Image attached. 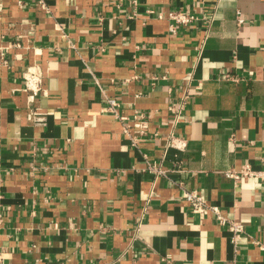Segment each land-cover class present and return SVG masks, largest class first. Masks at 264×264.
<instances>
[{"label": "crops", "instance_id": "0c3cea01", "mask_svg": "<svg viewBox=\"0 0 264 264\" xmlns=\"http://www.w3.org/2000/svg\"><path fill=\"white\" fill-rule=\"evenodd\" d=\"M0 46V264H264V178L225 173L263 168L264 0H0Z\"/></svg>", "mask_w": 264, "mask_h": 264}, {"label": "built area", "instance_id": "2783aa9c", "mask_svg": "<svg viewBox=\"0 0 264 264\" xmlns=\"http://www.w3.org/2000/svg\"><path fill=\"white\" fill-rule=\"evenodd\" d=\"M43 3V0H39ZM169 18L172 21L171 23V30L173 32L177 31V25L179 24H189L195 20L200 19L195 12L185 10L182 8H174L170 10L169 12ZM203 17L213 20L214 14H204ZM239 21L242 22L244 19L239 18ZM7 54V48L4 46H0V59L3 63H6L8 60L6 59ZM228 78H232L233 80H239L240 78L235 75H227ZM44 78L43 73L37 66H29L27 70L24 73V87L26 90L37 93L41 90L42 84H43ZM187 96H184L181 101H173L169 109L171 111V125H172V132L169 135V139L167 142V146H173L179 149H182L185 147V139H183L181 136H179L176 133L177 127L181 124V122L184 121V101ZM118 106L119 102L115 98H109L106 106V110L108 112H111L117 116L120 114L118 113ZM29 118L36 124L44 125L47 123V113L39 108L31 107L28 112ZM139 115L137 114L136 117ZM122 117V116H120ZM123 118V117H122ZM137 139L134 138V141ZM262 164L263 168L259 170L253 169L249 164H246L239 170L234 169H227L225 171L226 175L229 177H233L235 180H238L242 176H259L264 178V145H263V155H262ZM149 167L152 168L155 172H163V169L161 167H155L154 165H150ZM47 168V167H46ZM182 197L187 200V202L190 204L192 210L196 213H209L213 212L216 214L217 218L219 219V222L223 225H226L228 229L231 231V241L237 246L239 239L243 236V234L246 232L245 225L243 222L231 218L227 215H225L221 208L209 201V199L202 193H200L197 190H185L182 194ZM264 228V225H263ZM255 242H258V240H255ZM259 243V242H258ZM226 264H239L236 260L226 263Z\"/></svg>", "mask_w": 264, "mask_h": 264}]
</instances>
